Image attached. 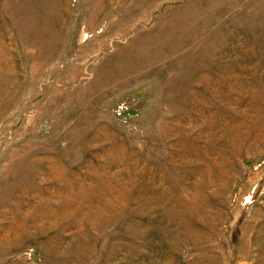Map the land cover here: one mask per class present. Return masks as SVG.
I'll return each mask as SVG.
<instances>
[{
  "label": "rangeland",
  "instance_id": "obj_1",
  "mask_svg": "<svg viewBox=\"0 0 264 264\" xmlns=\"http://www.w3.org/2000/svg\"><path fill=\"white\" fill-rule=\"evenodd\" d=\"M0 264H264V0H0Z\"/></svg>",
  "mask_w": 264,
  "mask_h": 264
}]
</instances>
